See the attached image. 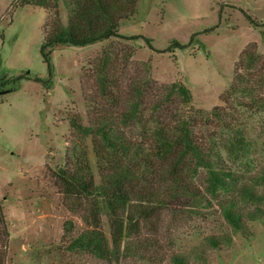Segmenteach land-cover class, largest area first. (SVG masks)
I'll return each mask as SVG.
<instances>
[{"label": "rangeland", "instance_id": "rangeland-1", "mask_svg": "<svg viewBox=\"0 0 264 264\" xmlns=\"http://www.w3.org/2000/svg\"><path fill=\"white\" fill-rule=\"evenodd\" d=\"M13 2L0 0V240L8 235L6 249L0 245L4 264H174L175 257L184 264H264V187L256 189L255 197H244V187L254 186L253 171L244 166L233 189L216 197L206 190L205 174L190 170L189 188L166 193L149 205L148 218L128 226L120 256L112 260L70 250L90 226L55 176L80 151L87 153L96 175V139L77 135L70 118L78 116L88 126L96 114L124 111L120 96H126L131 81L181 82L192 96L187 107H177L181 114L224 107L242 52L253 46L264 58V27L250 25L241 12L264 24V0H139L136 15L122 20L118 32L149 38L156 51L141 38H111L86 47L57 45L48 89L33 80L48 77L40 55L43 34L57 22L66 24L68 12L61 1L48 11L13 9ZM173 41L185 48L166 52ZM106 53L112 60L109 75L121 85L109 89L120 95L117 103L98 93L96 71ZM18 76L31 80L18 86L6 83ZM86 99H93V107ZM247 128L259 165H264V114L248 118ZM124 130L129 137L139 135L135 125ZM153 176L151 187L143 190L160 189V176ZM229 204L241 215L242 232L222 216L221 206ZM98 228L111 247L114 227L104 213ZM211 238L218 246L210 244Z\"/></svg>", "mask_w": 264, "mask_h": 264}, {"label": "trees", "instance_id": "trees-1", "mask_svg": "<svg viewBox=\"0 0 264 264\" xmlns=\"http://www.w3.org/2000/svg\"><path fill=\"white\" fill-rule=\"evenodd\" d=\"M59 1L68 12L67 23L57 22L51 32L44 31L40 55L48 77L33 79L45 89L53 78L51 55L57 45L86 47L111 38H141L150 50L156 51L151 39L125 37L118 32L122 20L136 15L139 0H14L11 8L35 6L56 10ZM241 12L250 25L264 27ZM53 14L58 16L56 11ZM183 48L185 46L173 41L166 52ZM111 64L106 53L98 65L96 81L99 95L117 103L120 95H113L109 89L116 90L121 85L109 75ZM22 80L31 79L18 76L6 83L18 86ZM120 97L124 111L117 115L110 111L96 114L88 126H82L78 116L70 118V126L77 135L96 139L93 150L97 159L96 175L84 151L72 156V162L68 160L55 175L65 195L76 202V208L83 212L82 219L90 226L71 243L70 250H86L106 260L116 259L120 256L122 241L129 235L128 226L134 227L146 220L148 206L161 201L166 193L177 195L189 188L190 170L194 175L199 171L205 174L206 190L213 197L218 192L233 189L242 166L246 172L252 170L254 175L251 177L254 186L244 187V197H255L256 189L264 187V165H259L247 128L248 118L264 114V58L255 47L242 52L222 108L178 113L177 107L191 103L190 90L181 82L160 85L146 77L131 81L126 96ZM86 101L93 107V99ZM132 125L138 127L137 137H129L124 130ZM201 127L206 128L205 131L201 132ZM210 127L213 132L209 131ZM164 166L168 168L163 170ZM153 175L160 176V189L143 190L151 187ZM221 211L235 231L244 230L241 215L234 211L233 205L221 206ZM102 213L114 227L111 247L98 228ZM3 223L0 208V224ZM7 239L4 233L0 240L4 249ZM209 242L218 246L213 238ZM4 258L5 252L0 253V264H4ZM173 262L184 264L182 257H175Z\"/></svg>", "mask_w": 264, "mask_h": 264}]
</instances>
